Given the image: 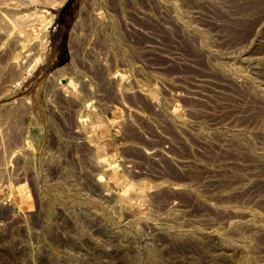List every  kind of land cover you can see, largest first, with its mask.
<instances>
[{
	"label": "rangeland",
	"instance_id": "1",
	"mask_svg": "<svg viewBox=\"0 0 264 264\" xmlns=\"http://www.w3.org/2000/svg\"><path fill=\"white\" fill-rule=\"evenodd\" d=\"M0 264H264V0H0Z\"/></svg>",
	"mask_w": 264,
	"mask_h": 264
},
{
	"label": "bare ground",
	"instance_id": "2",
	"mask_svg": "<svg viewBox=\"0 0 264 264\" xmlns=\"http://www.w3.org/2000/svg\"><path fill=\"white\" fill-rule=\"evenodd\" d=\"M77 25H78V23H77ZM77 25H76V26H77ZM79 25H80V23H79ZM76 26H75V28H77ZM78 27H79V26H78ZM76 30H77V29H76ZM74 44H75V43H74Z\"/></svg>",
	"mask_w": 264,
	"mask_h": 264
}]
</instances>
